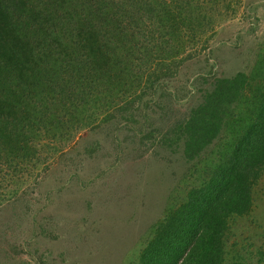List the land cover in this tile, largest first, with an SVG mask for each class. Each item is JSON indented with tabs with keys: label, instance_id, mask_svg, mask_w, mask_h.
<instances>
[{
	"label": "trees",
	"instance_id": "trees-1",
	"mask_svg": "<svg viewBox=\"0 0 264 264\" xmlns=\"http://www.w3.org/2000/svg\"><path fill=\"white\" fill-rule=\"evenodd\" d=\"M205 4L0 0V155L7 154L9 168L29 163L39 138L54 143L58 134L95 129L121 114L127 121L133 86L150 88L176 71L191 56L187 46L213 33ZM258 65L255 77L216 81L172 138L161 137L180 143L191 160L218 136L227 141L204 163L201 186L152 227L134 264H223L227 219L247 211L264 166V66ZM91 111L103 117L91 118Z\"/></svg>",
	"mask_w": 264,
	"mask_h": 264
},
{
	"label": "rangeland",
	"instance_id": "rangeland-1",
	"mask_svg": "<svg viewBox=\"0 0 264 264\" xmlns=\"http://www.w3.org/2000/svg\"><path fill=\"white\" fill-rule=\"evenodd\" d=\"M203 1L213 33L187 46L191 56L176 71L150 88L133 86L127 121L121 114L54 143L39 138L29 163L14 170L1 153L0 176L9 183L0 180V198L9 201L0 206V264H134L152 227L201 186L204 163L227 136L192 160L161 137L172 138L216 81L255 77V63L264 66V0ZM227 227L223 264H264V166L247 211Z\"/></svg>",
	"mask_w": 264,
	"mask_h": 264
}]
</instances>
